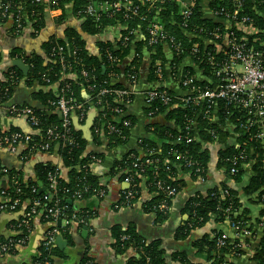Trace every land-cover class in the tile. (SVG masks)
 <instances>
[{
	"label": "trees",
	"instance_id": "16d2710c",
	"mask_svg": "<svg viewBox=\"0 0 264 264\" xmlns=\"http://www.w3.org/2000/svg\"><path fill=\"white\" fill-rule=\"evenodd\" d=\"M121 1L60 0L59 9L63 11L64 15L57 19V23L62 24L67 21L66 9L71 7L74 16L78 20L79 18L82 19L79 20L81 21L80 26L78 28L69 27L66 31L65 39L61 40L54 37L44 44L43 50L48 58V63L38 56L27 57L20 53L14 55V58L23 59L29 66L27 76L28 86L34 88L42 87L43 89L37 92L35 96L43 105L42 109L29 107L34 110L39 120L38 126L32 132L36 144L47 142L46 134L49 130L57 129L58 131H62L60 128L62 123L60 114L58 109L52 105L57 101L58 95L65 94L68 98L72 97L78 103L85 104L88 108L91 103L94 105L95 101L99 99H93L89 103L88 100L83 98L82 93L84 91L88 95H93V97L104 88L131 91L133 86L130 81L139 82L140 79L139 70L144 60L142 51L144 48H147L152 53L154 65L158 60L162 62L160 67L162 69L161 74L158 73L159 67L155 68L154 66L149 77L150 82L163 83L165 78L163 66L167 62L164 49L161 45L149 46L146 32L149 21L157 16L166 25L167 32L175 37L181 43L182 48L185 49V55L173 50L174 61L172 66L176 70V67L178 66L179 68L186 59H190L199 66L200 70L203 71L205 80L198 81L195 79V81L203 91L214 90L220 85V78L216 76V67L213 64L221 63L225 60L222 53L216 54V50H218L217 46L206 45L203 39L216 40L221 48L226 50L223 43L228 37H231L230 34H233L232 38L237 40L247 38L248 45L254 46L264 54V46H261V43H264V0H244L243 12L239 14V20L242 18L249 19L250 23L247 25L252 24L259 31L254 36L246 35L244 29L236 26L235 23L229 26L224 21L226 18L231 19L235 15L236 4L231 0L210 1V7L213 11L226 10V12L219 15L218 19H208L204 16L202 3L205 0H197L192 16L188 20L181 15L180 7L175 0H165L156 5L158 10L151 12L148 10L150 4L146 2L147 0H132L136 5L140 6V16L148 17L146 22L142 21L140 17H129L123 11L105 13L99 19L86 16V13H84L87 7L93 3L113 5ZM8 5L10 9L5 19L8 20L10 17H13L14 20L20 8H23L20 23L22 28L31 26L37 36L46 27L48 10L44 4L37 3V0H2L3 7ZM219 6H221V9L217 8ZM79 12H83L82 15L78 16ZM185 23L187 25L184 28L182 25ZM115 27L126 28V30L122 31L118 40L113 42L108 39H101L106 29ZM15 30H17L16 27ZM137 31H142L146 39L144 42H137V48L133 50L132 43L135 40ZM189 33H192L196 37L189 38ZM218 34L221 36L220 39H216V35ZM85 35L89 36L93 43L97 42L96 47L99 50L97 54L90 51L88 47L89 40ZM255 39L257 42H254ZM195 44L198 45L197 52L193 48ZM60 48L64 49L67 64H62L58 56H53ZM113 60L119 62H114ZM124 63H128V66L124 67ZM11 71L16 74L14 81H19L22 76L20 71L16 68H11ZM183 71L182 76L190 75L195 77L196 75L191 67H185ZM83 72H86L87 76H84ZM12 85L13 82L9 81V83L0 86L2 101H8L7 98L10 95ZM66 87H69V90L63 92ZM6 90L8 92H5ZM156 90L166 96H175L178 99H174L170 105L166 106L161 102V98H157L148 108V114L152 115V127L160 131L158 135L159 139L152 140L149 137L143 140L144 142L141 144L142 152L132 151L121 162L116 163V168L118 167V171L125 172L123 175V179L125 180L128 176L126 173L127 168H132V159L130 157L135 156L144 160L145 155L149 151H154L155 155L153 159L159 168L158 174L160 173V179L181 190V187H184V183L179 180V172L190 173L194 179L205 177L211 159L210 150H208L207 146L216 144L224 146L227 143V137L215 121L204 117L205 104L196 106L192 101H182L192 97L191 95L185 97L177 96L172 91L161 87ZM1 94H4L3 96L5 97ZM100 99L108 104L104 112L101 113L100 119H104L122 130L121 135L109 134L106 130L111 148L116 149L125 146L128 143L131 126L134 124V121L129 115H124L127 106L132 105L135 98H132V100L123 98V102H116L112 96H105ZM128 101H130V104H127ZM214 107L217 110V116L222 125H227L228 120L238 123L237 118L241 117V114L236 112L231 104L228 105L227 102L218 100L214 104ZM115 108L120 109L121 113L114 112ZM126 123H130V125L126 126ZM12 132L20 131L15 130ZM72 132L76 138V146H70L64 144L62 141H57L52 145L48 155L59 154L65 168L69 171L67 177H63L59 166L51 162L38 164L35 167V178L29 180H25L21 173L12 172L10 173L11 176L18 178L19 184L9 185L8 194L11 198H18L23 202L30 199H38L51 209L54 207L53 204H46L47 202L44 198L53 194L55 195V200L58 201V206L66 208L65 214L68 219H72L74 216L92 218L96 214L94 208L90 207V203H93L96 199L100 200L96 193L102 189V181L100 177L93 173L92 168L85 167L90 157L103 159L104 156L99 154L86 155V143L74 131L73 126ZM257 134L256 129L249 131L238 130L237 142L239 145H242L241 148H237L235 145L222 150L219 154V165L220 168H226L228 174L232 168L239 169L237 175H229L231 181L239 183L245 178L246 165L253 162V176L246 184L244 194L249 197H258V201L264 205V147L261 141L255 138ZM188 139H192V142L188 143ZM24 153L28 158L39 155L38 153L30 154L29 150H24ZM241 153L246 154L248 158L245 161L241 160L239 163H235ZM177 154H182L184 160L178 159ZM189 160L199 162L201 165L200 173L195 172V169L190 172L185 167V162ZM167 161H169V164H166ZM52 175L59 177L57 193H53L49 188V181ZM154 175L152 172L147 171L143 175V178L149 176L152 182ZM133 178L137 198L132 205L142 197V183L144 181L143 178L135 176ZM84 185L88 187L86 192L83 190ZM147 186L150 189V194H158L152 201L147 202V205H149L147 207L157 214L160 223H164L167 220V214L159 212L157 207L164 202L169 205L170 201H168L162 192L157 191L149 181L147 182ZM18 189L21 190L22 194L17 192ZM79 191L83 193L81 200L75 195ZM239 198V193L229 184H224L221 189L214 188L205 195H195L191 199L189 206L190 222L180 231L181 233L178 238H186L192 231L205 228L213 219L215 223L221 224L226 217H229L235 224L245 228L248 219L245 213H241ZM80 202H86L88 206L84 209H75L74 205ZM22 208L26 212L29 210L26 204H23ZM227 210L228 213L226 212ZM262 215L264 216V211ZM45 216L46 214H42L41 220L50 221ZM18 223H22L21 218L18 219ZM54 223L57 224V222ZM117 231L114 233L117 251L120 254L134 252L129 259V264H162L163 252L160 250L159 242L146 241L134 229H128L124 232L121 230ZM27 232V228H23L21 236L4 241H14L24 238L27 236ZM124 236H128V240L123 241L122 238ZM223 236H225V233L219 228L212 229L210 233L205 234L198 241L196 247L201 253L207 255V260L199 263L188 261L186 264H225L226 256L232 254L234 247L238 246V242L226 240L224 246L218 247L217 237ZM235 250L238 251V248ZM53 255V251H48L42 247L41 256L35 261L50 263ZM256 260L258 264H264V243L263 249L259 252Z\"/></svg>",
	"mask_w": 264,
	"mask_h": 264
},
{
	"label": "crops",
	"instance_id": "0c3cea01",
	"mask_svg": "<svg viewBox=\"0 0 264 264\" xmlns=\"http://www.w3.org/2000/svg\"><path fill=\"white\" fill-rule=\"evenodd\" d=\"M185 3V0H181ZM212 0H205L202 3L204 16L208 19H215L210 7ZM2 0H0V86L9 83V72L13 67L15 54H22L27 57L38 56L37 42L43 40L44 44L51 38L57 37L65 39L66 31L70 28H78L80 22L71 11V7L66 9L67 21L62 24L57 23V19L64 14L63 11L47 14L46 27L36 36L35 30L30 26L23 34L15 33L13 17L8 20L2 16ZM125 27H115L106 29L101 39H108L115 42L121 36ZM145 36L142 31H137L133 41V50L137 48V42H144ZM44 44L41 45L43 50ZM97 42L89 40L88 47L94 54L98 53ZM209 43H206V45ZM264 46V45H263ZM144 60L141 64L138 86L134 88L136 92L132 105L127 106L124 116L133 118L134 124L131 126L128 143L120 148L112 149L105 129H99L98 120L102 113L101 109L90 104L86 111L77 114L72 119V126L75 132L81 136V140L86 143L85 154H99L103 157L101 164L92 166V171L102 181L104 186V196L100 200L96 199L90 203L96 214L91 218L89 224L84 227L76 225L67 226L64 222L44 221L36 218L32 222L27 243L19 250L15 256H0V264H33L41 256V250L45 238L52 230H57L58 236L53 248V258L48 264H129V259L134 252L120 254L115 245L114 233L117 230L126 231L134 229L142 238L148 242H159L160 250L163 252L162 264H186L204 262L207 255L201 253L196 244L202 237L210 233L212 229L219 228L225 233L228 240L238 242V252L229 254L225 258V264H258L257 256L263 249L264 243V205L258 201V197L246 196L244 188L253 176L254 163H250L245 169V178L242 182L234 183L229 179L226 168H220L219 154L228 147L239 148L237 142L238 130L227 124L222 125L216 117L215 123L219 125L221 131L227 137L224 146L209 145L210 163L205 177L193 178L190 173H180V179L184 183L179 194L174 197L168 205L167 220L164 223L158 221L157 214L147 205L156 195L150 194L147 186V179L142 183V197L131 205L124 206L123 193L129 186L123 179L124 171H118L116 163L121 162L125 156L132 151L141 153V144L146 138L159 139V130L153 128L152 117L148 114V104L145 93L153 88H165L172 91L177 96H187L188 93L181 86V80L177 74L183 73L185 67H191L198 81L205 80L203 71L190 59H186L178 68L173 65L174 54L164 50L166 64L164 67L165 78L163 83L150 82V74L155 66L152 60V53L144 48ZM45 54V52H44ZM39 57V56H38ZM41 58V57H40ZM23 60V59H21ZM24 61V60H23ZM159 61V60H158ZM160 64L162 63L159 61ZM156 64V63H155ZM128 63H124L127 67ZM178 68V70H177ZM18 70V69H17ZM20 71V70H18ZM22 74L19 81H13L10 88L9 102L0 106V132H12L15 130L26 132L18 127H14L13 122L17 120L9 113L12 107H31L33 104L41 105L36 99V93L42 91V87H29L27 75ZM45 90V89H44ZM47 92V90H45ZM83 98L89 100L85 92ZM218 115V114H217ZM18 122V123H19ZM19 123V124H20ZM58 150V149H57ZM53 163L59 166L63 177H67L68 169L65 168L58 153L52 156L39 154L28 158L24 153V147H20L16 152L0 147V203L4 201V193L9 188L10 175L3 173V170L21 173L25 180L35 178V167L40 163ZM224 184H229L239 195L241 213H245L248 219L247 226L243 232H237L228 225L215 223L213 219L205 228L192 231L186 238H178L180 231L190 222L189 206L191 199L197 194H207L214 188L221 189ZM88 206L86 202L74 205L75 209H84ZM148 206V207H147ZM20 214L0 215V241L16 238L21 234V225L18 219ZM55 225V227H54ZM245 232H248L247 234ZM214 255V253H212ZM212 255V256H213Z\"/></svg>",
	"mask_w": 264,
	"mask_h": 264
},
{
	"label": "built area",
	"instance_id": "2783aa9c",
	"mask_svg": "<svg viewBox=\"0 0 264 264\" xmlns=\"http://www.w3.org/2000/svg\"><path fill=\"white\" fill-rule=\"evenodd\" d=\"M165 0H147L146 2L150 4V8H148L149 12L153 10H158L156 5L164 2ZM180 7L181 15L188 20L193 13V8L196 5L197 0H186V2H182L181 0H175ZM233 3L236 4L235 7V15L231 19H225L224 21L226 24L231 26L233 23L236 26H240L244 29L246 35L254 36L259 33L257 29H255L252 24L247 25L250 23V20L247 18H242L239 20V14L243 12L244 8V0H231ZM37 3L44 4L48 10V14L57 13L61 10L59 9L60 0H37ZM221 9V6L217 7ZM10 6L1 7L2 16L5 18L6 15L9 13ZM23 8H20L17 17L14 19L15 33L20 35L25 32L28 27H23L21 23V16L23 14ZM115 11H123L127 13L129 17H140L142 21L146 22L148 17L143 16L141 17V9L139 5H136L132 0H122L121 2L115 3L113 5L110 4H97L93 3L89 5L87 9L84 11L86 16H91L95 19H99L101 15L109 12ZM213 11V10H212ZM226 12L225 9L221 11H213V15L215 19L219 18L221 13ZM83 12H79L78 16L82 15ZM127 15V16H128ZM79 18V17H78ZM79 20H82L79 18ZM187 24H183L182 26L185 28ZM253 28H252V27ZM147 40L149 46H159L164 50L170 51L174 53L173 50L180 52V54L185 55V49L182 48L181 43L178 42L175 37H173L170 33L167 32L166 25L163 21H161L158 16L153 20L149 21V25L147 26ZM189 38H195L196 36L192 33H189ZM231 37H228L224 41V47L226 50H223L219 43L216 40H206L203 39L205 43H209L210 45L217 46L218 50H216V54H223V58L225 59L221 63H214L213 65L216 67V76L220 78V85L216 87L214 90H201V88L196 84L194 76H182V73L177 74L181 80V86L186 90L189 97L182 101H192L196 106L206 105L204 108V117L206 119H210L215 121L217 117V110L214 107V104L218 100H222L227 102L228 105H232L233 109L236 112L241 114V117L237 118V122L228 120V124L236 128L237 130L241 131H249L251 129H256L258 134L255 138H258L261 141V144L264 147V54L257 50L254 46L248 45V39L242 38L237 40L232 38L233 34H230ZM221 36L216 35V39H220ZM146 39V36H145ZM127 40V39H125ZM254 42H257L255 39ZM264 43H261L263 46ZM175 48V49H174ZM194 51H198V45H193ZM75 54V52H74ZM53 56H58V59L62 64H67L66 54L63 48H60L59 51ZM114 62H119L117 60H113ZM159 67V68H158ZM161 64L159 61L156 62L155 68H158V73L161 74L162 69L160 68ZM84 76H87L86 72H83ZM16 76L15 72H9L10 81H14V77ZM161 76V75H160ZM133 89L138 86V82L132 80ZM161 84V83H158ZM125 91V90H111V89H102L98 92L94 97L93 95H88L90 103L93 99H99L95 101L94 106L101 109L102 112L106 109L108 105L106 102L101 100V97L105 96H112L114 97L116 102H123V98H127L128 100H132L135 98L136 92L134 90ZM157 88H153L145 93V98L147 101L148 106L150 107L152 102L157 99L161 98V102L168 106L170 105L173 100H178L175 96H166L163 93H160L156 90ZM69 87H66L63 92L68 91ZM5 92H8L6 90ZM62 92V93H63ZM94 94V93H93ZM2 96L4 94H1ZM5 97V96H3ZM8 97V96H7ZM3 98L0 96V106H3L9 102L2 101ZM9 99V97L7 98ZM130 101L127 102V104ZM92 104V103H91ZM58 109V112L61 117V130L58 131L57 129H51L47 132V142L43 144H36L35 139L33 138V134H28L25 132H0V147L10 149L12 152H16L20 147H24V150H29L30 154H43L48 156L52 145L57 141H62L64 144H68L70 146H76V138L73 136L72 132V119L77 114H80L87 110L85 104L78 103L75 99L68 98L65 94H61L57 96V101L52 104ZM129 106V105H128ZM114 112L120 114L121 111L118 108L114 109ZM9 113L12 115L14 119L17 120H26L27 124L32 128V131L35 127L38 126L39 120L36 116L33 109L29 107H12L9 109ZM235 114V113H233ZM232 114V116H233ZM152 116L151 114H149ZM101 116V115H100ZM130 123H126V126H129ZM98 130L105 129L108 131L109 134H117L121 135L122 130L115 125H112L110 122L105 121L104 119L99 118L98 123ZM192 139H188V143H191ZM242 145H239L241 148ZM155 155L154 151H149L145 155V159L141 160L140 158H136L135 156H131L132 159V168H127L126 173L128 174L125 182L128 184L129 188L124 191L123 193V203L124 206L130 207L133 202L137 198V192L135 191V185H133V181L135 177L143 178V175L148 172H152L154 175V179L151 182L149 176H145L143 179H147L149 183L159 192H162L168 201H171L174 197H176L179 192L181 191L179 188L167 184L165 181L160 179V173L158 174L159 168L157 166L156 161L153 159ZM28 157V156H26ZM178 159H183L184 157L182 154H177ZM248 158L246 154L241 153L239 158L236 160L235 163H239L241 160L245 161ZM101 158L97 157H90L88 164L85 168H92L94 165H98L102 163ZM169 164V161L166 162ZM247 166V165H246ZM183 167V166H182ZM185 167L190 170L195 169V172H201V165L199 162L194 160H189L185 162ZM147 168V169H146ZM246 169V167H245ZM3 173L6 175H10L9 171L3 170ZM239 173V169L232 168L229 174L231 176H235ZM9 184L18 185L19 179L14 178L10 175ZM147 181V182H148ZM50 190L53 193H57V188L59 185V177L52 175L50 177ZM102 189L98 190L96 193L97 197L101 198L104 196V186L101 184ZM83 190L86 192L88 187L86 185L83 186ZM9 189V188H8ZM17 192L22 194L21 190L18 189ZM35 192V190H33ZM158 195L157 193H155ZM75 195L78 199L83 198V193L81 191L76 192ZM44 200L47 202L46 204H53L54 207L49 209L45 206L44 202H41L38 199H30L23 202L21 199L18 198H11L8 194V190L4 193V201L0 203V215L2 214H18L20 212L21 215V234L22 229L27 228V236L24 238H20L14 241H0V256L2 257H12L17 254L19 250L25 247L27 243V237L29 235L32 222L36 218H41L42 214H46V219H49L53 222H64L67 226L76 225L78 227L87 226L91 220V218H84L80 216H74L72 219H68L65 214V207L58 206V201L55 200V195L51 194L49 197H45ZM26 204L29 210L26 212L22 205ZM159 212L167 214L168 212V203L164 202L157 207ZM228 213V210L226 211ZM228 225L230 228L237 232H243L245 228H242L238 224H235L230 220V218L226 217L221 226ZM246 234L248 232H245ZM58 232L57 230H52L45 238V242L43 247L51 251L55 240L57 238ZM249 234V233H248ZM216 236V235H214ZM128 236H124L122 239L123 241L128 240ZM227 237L226 235L223 237H217V244L218 247H222L226 244ZM238 246L234 247L232 254H236L238 251ZM33 264H48L47 262H38L35 261Z\"/></svg>",
	"mask_w": 264,
	"mask_h": 264
},
{
	"label": "water",
	"instance_id": "95a60500",
	"mask_svg": "<svg viewBox=\"0 0 264 264\" xmlns=\"http://www.w3.org/2000/svg\"><path fill=\"white\" fill-rule=\"evenodd\" d=\"M80 31V30H79ZM86 36V35H85ZM88 40H92L89 36H86ZM37 44V54L39 57H41L46 63H48V58L47 56L44 54V52L41 50V45L44 44L43 40H38ZM13 67H15L16 69L20 70V72H23V74L27 75L29 73V66L21 59H16L13 61ZM31 107L37 108V109H42L41 105H37V104H33L31 105ZM24 123H20L19 121H14L13 123L16 124L14 125V127H18L19 129H22L24 131H26L25 133L28 134H32V128L27 124L26 120ZM20 124H19V123ZM153 140V138H151ZM156 141V140H155Z\"/></svg>",
	"mask_w": 264,
	"mask_h": 264
}]
</instances>
